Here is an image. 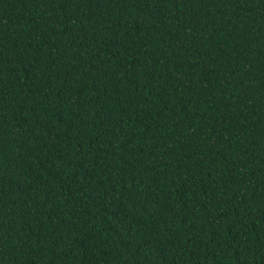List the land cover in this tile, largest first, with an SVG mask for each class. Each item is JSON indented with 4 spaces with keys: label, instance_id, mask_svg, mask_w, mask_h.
I'll return each instance as SVG.
<instances>
[{
    "label": "trees",
    "instance_id": "trees-1",
    "mask_svg": "<svg viewBox=\"0 0 264 264\" xmlns=\"http://www.w3.org/2000/svg\"><path fill=\"white\" fill-rule=\"evenodd\" d=\"M0 264H264V0H0Z\"/></svg>",
    "mask_w": 264,
    "mask_h": 264
}]
</instances>
